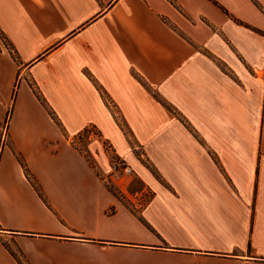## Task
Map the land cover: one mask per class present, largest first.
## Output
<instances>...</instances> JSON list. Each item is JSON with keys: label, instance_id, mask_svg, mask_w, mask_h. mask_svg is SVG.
<instances>
[{"label": "crops", "instance_id": "1", "mask_svg": "<svg viewBox=\"0 0 264 264\" xmlns=\"http://www.w3.org/2000/svg\"><path fill=\"white\" fill-rule=\"evenodd\" d=\"M0 33V264H264V0H0Z\"/></svg>", "mask_w": 264, "mask_h": 264}, {"label": "built area", "instance_id": "2", "mask_svg": "<svg viewBox=\"0 0 264 264\" xmlns=\"http://www.w3.org/2000/svg\"><path fill=\"white\" fill-rule=\"evenodd\" d=\"M2 133V132H1ZM87 134V137H96L99 134L95 126L91 123L85 124L83 128L79 131L71 134L69 136V140L74 144H77L82 136ZM104 142L102 144V149L107 153V161H108V170L106 173V181L110 183L114 192L124 200L126 205L132 209H138L148 194V187L144 186L140 189L128 190L125 185L129 180L131 174L134 172L133 166L125 160L123 156L118 154L113 145L109 142V140L103 139Z\"/></svg>", "mask_w": 264, "mask_h": 264}, {"label": "rangeland", "instance_id": "3", "mask_svg": "<svg viewBox=\"0 0 264 264\" xmlns=\"http://www.w3.org/2000/svg\"><path fill=\"white\" fill-rule=\"evenodd\" d=\"M0 41H2V43L4 44V46L6 47V43H5V39L3 38V35H2V33H0ZM10 55H13V54H10ZM5 120H6V116H4V117H1L0 118V131L2 132V129L1 128H3V125L5 124ZM118 121H119V118H118ZM125 135V134H124ZM70 136V135H69ZM69 138V137H68ZM88 137H87V134H84V136H82L81 138H80V140H79V142L77 143V144H75L76 146H78L80 149H82L83 148V146H84V142L86 141V139H87ZM90 138V137H89ZM96 139V138H95ZM97 139H98V141H99V146H100V149L101 150H103L102 149V144H103V142H104V140L102 139V138H100V136L98 135L97 136ZM131 139L133 140V141H137L135 138H133V137H131ZM131 139H128V140H131ZM107 140V139H106ZM138 142V141H137ZM106 155H107V153L106 152H104ZM106 176V175H105ZM105 181V180H104ZM107 182V181H106ZM107 185L113 190V191H115L114 190V188H113V186L110 184V183H107ZM140 182H139V180L137 179V178H134L133 179V181H132V184L130 185L131 187H137V189H139L140 188ZM129 186V187H130ZM125 187H126V185H125ZM127 187H128V185H127ZM128 189V188H127Z\"/></svg>", "mask_w": 264, "mask_h": 264}]
</instances>
